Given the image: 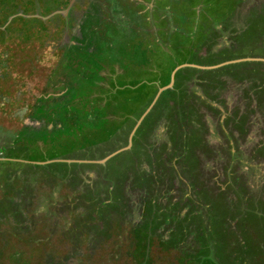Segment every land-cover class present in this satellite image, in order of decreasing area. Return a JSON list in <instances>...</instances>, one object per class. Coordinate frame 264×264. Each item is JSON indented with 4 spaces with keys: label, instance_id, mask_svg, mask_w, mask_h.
Returning a JSON list of instances; mask_svg holds the SVG:
<instances>
[{
    "label": "rangeland",
    "instance_id": "1",
    "mask_svg": "<svg viewBox=\"0 0 264 264\" xmlns=\"http://www.w3.org/2000/svg\"><path fill=\"white\" fill-rule=\"evenodd\" d=\"M0 151V264H264V0H0Z\"/></svg>",
    "mask_w": 264,
    "mask_h": 264
},
{
    "label": "flooded vegetation",
    "instance_id": "2",
    "mask_svg": "<svg viewBox=\"0 0 264 264\" xmlns=\"http://www.w3.org/2000/svg\"><path fill=\"white\" fill-rule=\"evenodd\" d=\"M184 65H188V64H184ZM156 96H157V95H155L154 97L156 98ZM155 98L152 99V102H153V100H155ZM138 122H140V119H138V121L136 122V125L138 124Z\"/></svg>",
    "mask_w": 264,
    "mask_h": 264
},
{
    "label": "crops",
    "instance_id": "3",
    "mask_svg": "<svg viewBox=\"0 0 264 264\" xmlns=\"http://www.w3.org/2000/svg\"><path fill=\"white\" fill-rule=\"evenodd\" d=\"M203 65V64H202ZM223 65V64H222ZM1 152V151H0ZM3 152V151H2ZM1 154V153H0ZM3 160V159H2ZM4 160H6V159H4Z\"/></svg>",
    "mask_w": 264,
    "mask_h": 264
},
{
    "label": "clouds",
    "instance_id": "4",
    "mask_svg": "<svg viewBox=\"0 0 264 264\" xmlns=\"http://www.w3.org/2000/svg\"><path fill=\"white\" fill-rule=\"evenodd\" d=\"M184 66H186V65H184ZM187 67V66H186Z\"/></svg>",
    "mask_w": 264,
    "mask_h": 264
}]
</instances>
